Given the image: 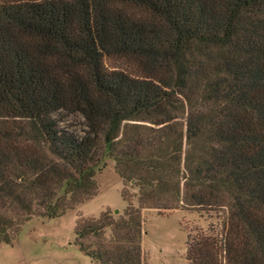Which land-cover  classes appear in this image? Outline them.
Instances as JSON below:
<instances>
[{"label": "trees", "instance_id": "obj_1", "mask_svg": "<svg viewBox=\"0 0 264 264\" xmlns=\"http://www.w3.org/2000/svg\"><path fill=\"white\" fill-rule=\"evenodd\" d=\"M106 158L127 207L78 216L93 263L143 264L142 211L181 209L185 264H264V0H0V244Z\"/></svg>", "mask_w": 264, "mask_h": 264}, {"label": "rangeland", "instance_id": "obj_2", "mask_svg": "<svg viewBox=\"0 0 264 264\" xmlns=\"http://www.w3.org/2000/svg\"><path fill=\"white\" fill-rule=\"evenodd\" d=\"M82 123L79 116H71L63 127L79 133ZM95 180L98 191L93 198L68 209L60 217L37 216L24 222L11 244H0V264H95L76 243L78 216L99 218L107 211L120 216L127 207L122 198L123 181L115 172L113 159H105ZM142 219L143 264H185L189 233L206 226L196 213L181 209L164 214L144 210Z\"/></svg>", "mask_w": 264, "mask_h": 264}]
</instances>
